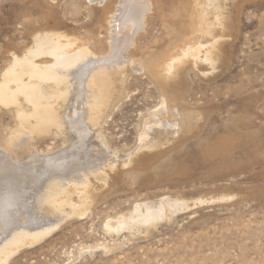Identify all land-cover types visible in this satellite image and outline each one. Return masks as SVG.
I'll return each instance as SVG.
<instances>
[{
    "label": "bare ground",
    "instance_id": "1",
    "mask_svg": "<svg viewBox=\"0 0 264 264\" xmlns=\"http://www.w3.org/2000/svg\"><path fill=\"white\" fill-rule=\"evenodd\" d=\"M86 1L92 14H102L96 32L81 37L60 29L37 31L0 73V110L11 109L15 119L13 129L0 130V264L70 217L86 216L100 198L93 195L96 180L110 181L108 172L117 162L152 160L158 155L147 152L193 132L209 109L188 99L187 76L220 68L232 0ZM120 27L127 31L124 37ZM140 40L145 41L138 45ZM138 73L153 84L158 102L141 115L133 147L110 158V142L100 135L111 111L132 92L128 78ZM51 135L69 145L47 154L35 149V139ZM205 195L155 196L108 218L104 227L107 232L154 227L232 198Z\"/></svg>",
    "mask_w": 264,
    "mask_h": 264
},
{
    "label": "rangeland",
    "instance_id": "2",
    "mask_svg": "<svg viewBox=\"0 0 264 264\" xmlns=\"http://www.w3.org/2000/svg\"><path fill=\"white\" fill-rule=\"evenodd\" d=\"M230 3V36L219 51L220 68L207 76L188 72V99L209 108L198 128L147 152L158 155L156 164L151 158L114 161V169L106 168L110 181L94 182L93 195L100 198L86 216L70 217L8 264H264V0ZM89 5L86 0H0V73L37 31L91 36L102 14H92ZM158 31L156 25L155 35ZM117 32L127 34L121 27ZM128 80L132 92L111 111L100 135L110 142V158L133 147L141 115L158 102L157 90L142 73ZM14 125L13 111L2 108L0 130ZM40 138L33 143L42 154L69 145L60 136ZM212 193L235 198L194 207L154 227L118 232L104 227L108 218L155 196Z\"/></svg>",
    "mask_w": 264,
    "mask_h": 264
}]
</instances>
